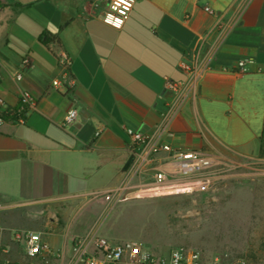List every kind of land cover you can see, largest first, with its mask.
Returning <instances> with one entry per match:
<instances>
[{
    "label": "crops",
    "instance_id": "1",
    "mask_svg": "<svg viewBox=\"0 0 264 264\" xmlns=\"http://www.w3.org/2000/svg\"><path fill=\"white\" fill-rule=\"evenodd\" d=\"M0 4V103L17 108L22 89L34 102L23 121L12 114L0 122V226L42 231L61 252L57 264L66 263L74 236L101 229L113 205L105 193L127 178L136 133L264 162V0H135L120 29L91 0ZM61 52L71 58L67 89L52 86L64 72ZM24 57L30 64L22 68ZM241 59L249 60L242 71ZM184 60L201 69L197 78ZM167 81L185 97L171 118L178 96ZM71 107L78 121L63 128Z\"/></svg>",
    "mask_w": 264,
    "mask_h": 264
},
{
    "label": "built area",
    "instance_id": "2",
    "mask_svg": "<svg viewBox=\"0 0 264 264\" xmlns=\"http://www.w3.org/2000/svg\"><path fill=\"white\" fill-rule=\"evenodd\" d=\"M92 5L101 13L102 21L116 29H120L133 7L135 0H91ZM213 14L215 11L204 6ZM191 56H194L192 53ZM249 60H238V68L245 69ZM59 63L64 72L52 79V86L67 89L73 86L68 67L71 58L65 52L59 55ZM27 57L21 59V67L29 66ZM180 66L191 74L192 78L200 75V68H193L189 61H182ZM15 78L19 80L21 73ZM166 88L175 92L176 99L168 105L167 117L171 118L185 97L178 93V82H166ZM34 105L28 90H20V104L11 108L0 103V122L4 116L15 114L17 121H23L26 111ZM78 121V109L69 108L60 125L63 128L73 127ZM99 133V130L96 134ZM134 145L131 154L134 159L128 169L127 178L115 190L105 193V198L114 204L123 198H141L156 196L159 193L190 194L209 190L215 184L213 169L219 160L208 151L192 148L175 147L168 143H160L146 138L141 133L133 135ZM167 152V156L159 158L157 153ZM140 181V182H139ZM144 181V182H141ZM109 208L111 206H108ZM7 234V235H6ZM12 248L19 252V259L11 260L8 254ZM61 252L54 249L44 238L42 231L26 228H5L0 226V264H57ZM221 256L214 255L210 264H218ZM65 264H204L198 249L183 246L172 247L166 255L157 256L143 247L135 239L113 241L98 229L74 236L70 253Z\"/></svg>",
    "mask_w": 264,
    "mask_h": 264
},
{
    "label": "rangeland",
    "instance_id": "3",
    "mask_svg": "<svg viewBox=\"0 0 264 264\" xmlns=\"http://www.w3.org/2000/svg\"><path fill=\"white\" fill-rule=\"evenodd\" d=\"M216 158L209 190L125 197L104 209L99 233L138 240L157 256L183 246L198 249L204 264L214 255L218 264H264V162Z\"/></svg>",
    "mask_w": 264,
    "mask_h": 264
},
{
    "label": "water",
    "instance_id": "4",
    "mask_svg": "<svg viewBox=\"0 0 264 264\" xmlns=\"http://www.w3.org/2000/svg\"><path fill=\"white\" fill-rule=\"evenodd\" d=\"M134 159V155L133 154H130L127 158V160L125 161V163L123 164V170H126L128 169V167L130 166V164L132 163Z\"/></svg>",
    "mask_w": 264,
    "mask_h": 264
},
{
    "label": "bare ground",
    "instance_id": "5",
    "mask_svg": "<svg viewBox=\"0 0 264 264\" xmlns=\"http://www.w3.org/2000/svg\"><path fill=\"white\" fill-rule=\"evenodd\" d=\"M170 193H159L157 194L156 196H159V195H169Z\"/></svg>",
    "mask_w": 264,
    "mask_h": 264
},
{
    "label": "trees",
    "instance_id": "6",
    "mask_svg": "<svg viewBox=\"0 0 264 264\" xmlns=\"http://www.w3.org/2000/svg\"><path fill=\"white\" fill-rule=\"evenodd\" d=\"M0 5H2V4H0Z\"/></svg>",
    "mask_w": 264,
    "mask_h": 264
}]
</instances>
